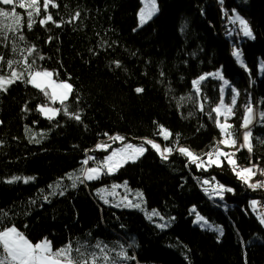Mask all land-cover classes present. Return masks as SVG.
Returning <instances> with one entry per match:
<instances>
[{
  "label": "trees",
  "instance_id": "16d2710c",
  "mask_svg": "<svg viewBox=\"0 0 264 264\" xmlns=\"http://www.w3.org/2000/svg\"><path fill=\"white\" fill-rule=\"evenodd\" d=\"M156 1V15L137 28L140 0H55L60 7L47 11L65 23L41 25L42 10L31 29L22 24V31L9 33L15 39L0 45V54L17 61L14 67H25L26 50L35 45L29 58L36 60L34 69H49L57 80L73 85L66 104L55 105L82 117L77 121L63 111L52 120L44 117L38 106L50 104L49 98L23 81L0 92V210L6 213L0 227L14 225L32 241L50 239L55 249L87 247L97 257L102 256L99 243L108 264L113 259L117 264H264V224L259 205L255 210L251 205L264 200V188L249 187L227 161L221 167H197L179 152L186 147L207 160L205 153L222 138L212 112L220 103L221 80L208 76L199 93L192 83L220 71L241 92L229 120L234 139L241 137L245 105L252 102L257 111L252 153L236 150L233 158L237 165L264 164L259 142L264 140V0ZM234 9L246 18L254 39L231 28L228 34L225 12ZM16 11L26 21V9ZM76 12L80 18L67 23ZM11 23L0 18V27ZM235 42L243 65L233 55ZM10 71L0 68L3 74ZM138 87L143 92L137 93ZM231 95L228 87L227 104ZM160 126L172 134L169 139ZM115 133L135 143L155 140L173 151L163 159L147 145L134 163L111 174L103 168L99 179L75 180L72 187L70 175L81 179L83 166L103 167L106 151L94 148ZM14 176L34 179L8 183ZM214 182L232 189L224 191L222 201L212 197ZM113 183L142 190L146 205L171 218L169 225L160 228L140 209L103 201L99 188ZM197 213L223 234L195 223ZM122 251L130 259L121 257Z\"/></svg>",
  "mask_w": 264,
  "mask_h": 264
},
{
  "label": "snow or ice",
  "instance_id": "6c2138e0",
  "mask_svg": "<svg viewBox=\"0 0 264 264\" xmlns=\"http://www.w3.org/2000/svg\"><path fill=\"white\" fill-rule=\"evenodd\" d=\"M0 4L3 5H10L12 6L10 10H5L0 8V18H4L5 20L10 19L12 21L11 24H6L3 27H0V45H4L6 41H10L15 39L13 35L9 33H16L22 31V24L27 29H31L33 24L36 23L34 19L35 16H39L41 11L43 10L46 13L44 19H41L39 23L41 25H45L49 22L56 24L57 27H60L64 21H60L57 23L53 19V15L48 12L47 10L49 7L58 8L60 7L59 4L55 2V0H0ZM19 7L20 9H26V21L22 20L21 14L16 11V8ZM80 12H76L73 17L67 21V23H72L75 20L80 18ZM144 14H141V22L143 23ZM238 22L240 31L243 33V36L254 39L253 32L248 24V22L239 15H236L232 19V23L236 24ZM18 39L23 40L24 36L20 35ZM51 39V37L49 38ZM13 51H16V48L13 47ZM28 52V56L23 58V63L25 65L24 71H18L14 64L17 61L14 60H7L4 55L0 54V68H3L5 65L11 69L8 74L0 73V92H7L8 87L10 85L15 84L17 81H23L25 83L32 84L36 88L40 89L45 96L49 98L52 103L57 101L60 104L64 105L69 100L70 96L73 95V85L67 81L63 82H55L52 77L54 73L44 69V70H36L34 69L33 65H35L36 60L31 59L29 62V58L32 57L33 53H35L36 48L35 45H32L29 49L26 50ZM233 55L236 57L238 61L243 65V60L241 59V52L238 49H234ZM39 59H44L43 56H39ZM116 66H120V62H115ZM27 74V79L25 78ZM163 75V73H162ZM208 76H213L217 79L223 80V86L221 87V99L219 105L212 109V112L216 113V124L220 128L221 132L224 134L225 138L220 140L216 147L213 150L205 153L207 156V160H201L199 156H195L188 148L180 147L179 152L181 154L186 155L191 163L197 165V167H221L223 166L224 161H227L231 166L234 173L237 177L242 180L244 183L248 184L249 187L252 189L257 188H264V180L256 181L255 183H251V178L260 173V175L264 176V169L259 168L257 164H252L250 167L245 168H238L236 164V160L233 157L236 155L235 152H227L224 151L222 148L219 147L220 144L230 147H236V140L232 138L231 134V125L228 123L229 115H234L233 106L237 103V97L239 96V91L231 87L230 82L223 78L221 73L218 71L216 73H208L201 75L198 79L194 80L193 87L197 93L200 92V84L203 80H205ZM225 87H229L231 90V102L230 104H225L223 100V92ZM51 89V91H49ZM135 91L137 93L143 92L142 88H136ZM203 104L200 105L201 111H203ZM40 112H42L48 119L52 120L55 119L57 115H59L62 111L65 115L69 116L71 119H75L80 121L82 119L80 113L78 112H70L68 108L65 106L63 109L61 108H53L48 107L47 105L38 106ZM246 115L243 118V122L241 127L246 129L243 133V143L239 145L237 151L240 149H247L248 152L252 153V131L250 126L253 124L255 119L254 109L250 104L245 105ZM211 116V112L209 113ZM220 117H223V123H221ZM260 119L264 121V112L260 113ZM2 123V121H0ZM161 135H163L164 139H169L172 135L167 129H164L163 126H160ZM114 140H122L123 137L114 136L112 137ZM259 140V138H256ZM260 143H264V140H259ZM146 143L151 146L152 149L160 152L161 157L163 159H167L168 155L170 154L173 149L172 148H165L163 152L160 151V145L155 143L154 141L148 139ZM99 148H106L107 145H98ZM127 151L125 149H118L113 152L110 156L105 158L103 163V168L106 169L107 174H111L115 170L119 169L123 164L128 162H135L139 156H142L147 149L144 147V144L139 146H134L128 144L126 146ZM221 157L224 159L222 160ZM88 159H92L89 157ZM88 159L84 161V164L88 163ZM102 174V167H89L83 169L81 175L83 179L80 177H73L70 175V179H73L72 187H76L75 180H80V183H83L84 180H94L99 179ZM34 177H19L14 176L11 180L7 181L8 183H12L18 180H23L24 183H28L29 181L33 180ZM209 181L205 180L204 184H208ZM59 183L56 185L59 188ZM52 187V186H50ZM219 191L213 189L212 194L216 196L222 197V192L224 189L223 185H219ZM227 191H232V189L228 188ZM207 191V189H206ZM53 195L56 193L53 192ZM60 194L62 195L63 192L61 191ZM47 199V197H45ZM259 202L256 200L251 201V205L255 210V206ZM128 207L139 208V204H128ZM194 211V210H193ZM159 212L153 210L149 214V219L152 216H159ZM6 218V213L3 210H0V224H2L3 220ZM160 219H163L160 216ZM204 221V217L200 216L197 213V221L200 222ZM206 221L201 226H206ZM261 223L264 224V214L261 215ZM160 228L167 227V224H160L158 225ZM221 235L223 234V230L217 228ZM97 249H100L102 256L97 257L95 252L88 251L87 247H84L82 250L81 248H76L75 250L72 248L71 244L65 245L59 249L53 250L52 242L49 241L47 238L42 239L39 242L32 243L23 232L17 229L14 225L12 226H4L0 227V264H100V261H103L104 264H108V256L107 253L100 247L98 243L96 245ZM75 252V255L73 254ZM124 259H130L127 256L126 252H121L119 254ZM134 259V258H131ZM112 264H117V262L113 259Z\"/></svg>",
  "mask_w": 264,
  "mask_h": 264
},
{
  "label": "rangeland",
  "instance_id": "374dc122",
  "mask_svg": "<svg viewBox=\"0 0 264 264\" xmlns=\"http://www.w3.org/2000/svg\"><path fill=\"white\" fill-rule=\"evenodd\" d=\"M141 1V6H140V10H139V13H138V22H137V28H140L142 27L145 23H147L151 18H153L156 13L158 12V4H157V1L156 0H140ZM144 14V19H143V23L141 22V14ZM226 14V18L229 19L228 21H230V23H227L229 24V28L228 30L231 29H236V33L237 35H241L243 34L241 31H240V28H239V24L238 22L236 24H233L232 23V19L234 16L236 15H239L241 16L242 18H244L246 20V18L242 15H240L238 13V11L236 9H234V11H227L225 12ZM247 21V20H246ZM232 33V30H230L228 32V34ZM239 36L236 37V41L240 38ZM234 46L235 48L234 49H238L241 54H242V51H241V48L240 46L237 45V43L235 42L234 43ZM235 57V56H234ZM241 59L243 60L242 56H241ZM240 62V61H238ZM261 69H263V64L261 63V66H260ZM47 70V69H46ZM18 71H21V70H18ZM50 72H52L51 70H48ZM218 71H215V72H211V73H216ZM220 72V71H219ZM53 73V72H52ZM221 73V72H220ZM222 75V74H221ZM27 79V75L25 77ZM224 78V77H223ZM52 79L59 83V82H63V81H67L70 83V81L68 80H63V81H60V80H57L54 76L52 77ZM198 79V78H197ZM225 79V78H224ZM196 80V79H195ZM221 80V79H220ZM222 82V86H223V80H221ZM228 87H225L224 89V92H223V100H224V103L227 105V103L225 102V96H226V90H227ZM49 91H51V89H49ZM239 94H241V92H239ZM241 96H238L237 97V103L239 102ZM251 100V98H250ZM236 103V104H237ZM236 104L233 106V112H234V107L236 106ZM250 104L253 109H254V115H255V119L253 121V124L256 122V119H257V111H256V108H255V105L250 102L248 103ZM42 106V105H41ZM48 107H53V108H56L54 107L53 105H47ZM44 115V114H43ZM245 115H246V112H245ZM244 115V116H245ZM45 116V115H44ZM233 115H229L228 117V123L231 125L230 123V118L232 117ZM46 117V116H45ZM220 120H221V123H223V117H220ZM1 121V120H0ZM253 124L250 126V129L251 127L253 126ZM165 129V128H164ZM246 129L242 128L241 130V137L240 138H235L236 140V147H230V146H225V145H219L220 148H222L224 151H227V152H236L237 148H239V145L243 143V133ZM223 134V133H222ZM120 136V137H123L122 140H114L112 139V137L114 136ZM225 136L223 134L222 138H220L219 140H222L224 139ZM233 138V136H232ZM234 139V138H233ZM154 141L155 143H157L158 145H160L157 141L155 140H152ZM128 144H131V145H134V146H139L141 144H144V147L146 148L147 144L146 141L144 142H139V143H135V142H132V141H127L126 138L120 134V133H115V134H112L110 135L109 137H107L106 139H104V141L100 142L98 145H107L106 148H99L97 147L98 145L95 146L94 149H98V150H104L106 151V155L104 156L103 158V161L102 163H104L105 161V158L110 156L113 152H115L116 150L118 149H125L127 151V148L126 146ZM94 149H91V150H94ZM164 147H162L160 145V151L163 152L164 151ZM160 153V152H159ZM171 154V153H170ZM170 154H167L168 156ZM194 154V153H193ZM95 155L92 154L91 152L89 153V157H94ZM88 157V158H89ZM223 158V157H222ZM221 158V159H222ZM234 159V158H233ZM89 164V163H87ZM252 164H257L259 166V168L261 169H264V164H261V163H258V162H255V163H251V165H246V164H238V168H245V167H250L252 166ZM87 167L86 168H89V167H97V166H101L99 164H93V165H86ZM116 171V170H115ZM114 171V172H115ZM103 167H102V173H103ZM112 172V173H114ZM102 175V174H101ZM95 180V179H94ZM260 180H264V176L260 175L259 172H257V174L255 176H253L251 178V183H255L256 181H260ZM219 183L217 182H214L213 184V189H216V190H220L219 189ZM224 186V185H223ZM228 187L224 186V189L226 190ZM213 189L211 190L213 192ZM100 190V193H101V197H102V200L105 201L106 203H109L111 205H114V206H117V207H127V208H134V207H128L126 205L128 204H139L140 207L137 208V209H140L142 211H144L146 213V215L149 217V214L153 211V210H156L157 212L158 209L156 208H149L147 205H146V202H145V199H144V194H143V191L140 190V189H136V188H132V187H129V185L127 183H113L111 186H101L99 188ZM222 192V197L221 198L220 196H216V195H212V197L214 198H217V199H220L221 201L224 200V191ZM261 204V205H260ZM260 204L258 203L257 204V207L259 205L260 207V211H264V200H262L260 202ZM228 204L225 203L224 206H227ZM160 214V213H159ZM200 215V214H199ZM160 216L163 217V219H160ZM202 216V215H200ZM203 217V216H202ZM151 220H153L157 225H160V224H167V226L169 225V223L171 222V218H167V217H164L163 215H159V216H152ZM197 221V215L195 217V223L199 224V225H202L205 223V221L207 222L206 223V226H203L204 228H209L211 230H214L216 231L217 228H220L221 227L215 223H212L210 222L209 220H207L205 217H204V221H200L199 223L196 222ZM16 227V226H15ZM17 228V227H16ZM18 229V228H17ZM218 232V231H217ZM25 235V234H24ZM26 236V235H25ZM27 237V236H26ZM28 238V237H27ZM29 239V238H28ZM30 240V239H29ZM31 241V240H30ZM50 241V240H49ZM32 243H36V242H33L31 241ZM39 242V241H38ZM52 248H53V245H52ZM53 250H55L53 248Z\"/></svg>",
  "mask_w": 264,
  "mask_h": 264
},
{
  "label": "bare ground",
  "instance_id": "6f19581e",
  "mask_svg": "<svg viewBox=\"0 0 264 264\" xmlns=\"http://www.w3.org/2000/svg\"><path fill=\"white\" fill-rule=\"evenodd\" d=\"M11 7L12 6H10V5H3V4H0V8H5V9H8V8H10L11 9ZM16 10H17V8H16ZM139 10H140V7H139V9H138V13H139ZM229 20V19H228ZM227 23H230V21H227ZM233 51H234V49H233ZM17 70H21V71H24L25 70V67L24 66H17V67H15ZM44 70V69H43ZM47 70H49V69H47ZM27 75V74H26ZM32 85V84H31ZM33 86V85H32ZM33 87H35V86H33ZM36 88V87H35ZM51 102V101H50ZM57 102H59V101H57ZM56 103V102H55ZM55 103H50V104H48V103H46V104H41V105H53L54 107H56L57 108V106L55 105ZM41 105H39V106H41ZM41 114L43 115V113L41 112ZM44 116V115H43ZM45 117V116H44ZM86 165L85 166H83V168H82V170H81V173H82V171H83V169H86ZM81 179H83V176L81 175ZM92 181V180H91ZM88 182V180H84V182L83 183H87ZM42 239H44V238H42ZM42 239H40V240H38V241H41ZM48 240H50V239H48ZM32 241V240H31ZM38 241H33V242H38ZM51 241V240H50ZM53 245V244H52ZM54 248V247H53ZM55 249V248H54ZM56 250V249H55Z\"/></svg>",
  "mask_w": 264,
  "mask_h": 264
},
{
  "label": "built area",
  "instance_id": "2783aa9c",
  "mask_svg": "<svg viewBox=\"0 0 264 264\" xmlns=\"http://www.w3.org/2000/svg\"><path fill=\"white\" fill-rule=\"evenodd\" d=\"M220 140L219 139H217V141H216V145L218 144V142H219ZM216 145H215V147H216ZM220 145H222V144H220ZM213 150V149H212Z\"/></svg>",
  "mask_w": 264,
  "mask_h": 264
},
{
  "label": "crops",
  "instance_id": "0c3cea01",
  "mask_svg": "<svg viewBox=\"0 0 264 264\" xmlns=\"http://www.w3.org/2000/svg\"><path fill=\"white\" fill-rule=\"evenodd\" d=\"M222 158V157H221ZM262 214H264V211L262 210V211H260V216L262 215Z\"/></svg>",
  "mask_w": 264,
  "mask_h": 264
}]
</instances>
